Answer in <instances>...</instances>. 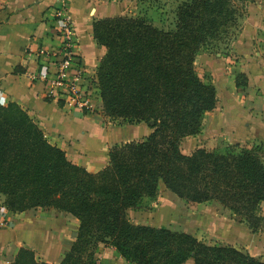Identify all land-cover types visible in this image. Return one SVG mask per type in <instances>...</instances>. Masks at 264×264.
<instances>
[{
	"label": "trees",
	"instance_id": "trees-1",
	"mask_svg": "<svg viewBox=\"0 0 264 264\" xmlns=\"http://www.w3.org/2000/svg\"><path fill=\"white\" fill-rule=\"evenodd\" d=\"M252 0H186L171 30L147 16L95 20L93 35L106 48L96 74L103 113L129 124L145 122L142 140L109 150L98 172L72 162L18 103L0 102V194L12 213L43 207L74 215L80 226L59 264H95L100 244L136 264H264L230 244H213L186 231L134 222L129 212L157 198L160 183L189 203L219 202L253 232L264 228V153L259 147L182 150L217 108L213 83L197 70L206 47L225 43ZM244 7V8H243ZM237 84L246 80L238 75ZM10 264H52L21 248Z\"/></svg>",
	"mask_w": 264,
	"mask_h": 264
},
{
	"label": "crops",
	"instance_id": "crops-1",
	"mask_svg": "<svg viewBox=\"0 0 264 264\" xmlns=\"http://www.w3.org/2000/svg\"><path fill=\"white\" fill-rule=\"evenodd\" d=\"M183 1L186 0H0L1 104L18 103L72 162L91 172L102 170L109 163L110 148L142 140L152 128L145 122L126 124L124 119L104 115L96 74L106 48L95 40L93 23L115 15H147L161 27L160 13L169 8L176 10ZM67 15L75 26V61L86 72L81 88L93 100V109L83 113L74 112L62 100L47 97V82L33 78L47 66L51 76L56 72L54 53L62 45V19ZM241 22L226 50L205 55L201 52L197 57L199 74L217 89L218 105L205 114L201 132L183 140L182 144H191L187 154L200 147L210 150L235 143L264 142V0H252ZM239 74L246 80L245 85L237 84ZM163 189L167 191L161 182L159 192L164 193ZM0 199L4 202L1 194ZM262 207L264 216V203ZM130 212L137 218L149 213ZM11 220V227L0 229V264L13 262L21 248L33 250L39 260L59 264L80 226L74 215L43 207L12 213ZM133 221L153 225L141 219ZM223 244L264 261V228L253 232L243 222L232 225L230 241ZM96 258L101 264H136L103 243ZM184 264H194V259Z\"/></svg>",
	"mask_w": 264,
	"mask_h": 264
},
{
	"label": "rangeland",
	"instance_id": "rangeland-1",
	"mask_svg": "<svg viewBox=\"0 0 264 264\" xmlns=\"http://www.w3.org/2000/svg\"><path fill=\"white\" fill-rule=\"evenodd\" d=\"M248 5L245 8V12H247ZM175 12L176 10L173 11V9L169 8L165 12L160 13V18H163L162 20L163 22L161 23V28H164L166 30H171L175 27V23H176V16H174ZM144 16L147 15H142L138 17H144ZM244 16L245 13L243 14V17ZM243 17L240 19L238 28H236V30L234 29V35L230 37L228 41H226L225 43H221L216 47L209 46L204 48L202 50L203 52L202 55H205L207 53H213L216 52L217 50L218 51L226 50L230 42L235 37V35L238 34ZM123 123L129 124L125 120L123 121ZM242 145L248 148L259 147L264 153V142L262 141H259L258 143L255 144H250V145L242 144ZM189 147H191L189 141L182 144V148L185 153L190 152ZM225 149L226 146L222 145V147H217L215 149H210V150L223 151ZM163 190L164 193L159 192L158 197L155 199L145 198L142 203V206L138 207V209L135 210V211H141V210L148 211L149 213L145 215V218H137V216H135L134 213L132 214V212H129L130 218L132 220L136 219V221L137 219L138 221H140L141 219L157 227H168L176 231H186L194 234L195 236H197L200 239H203L206 242L214 243V244H223L230 241L231 226L232 225L239 226L241 224V221L237 216H235L230 210L224 208L217 201H210L205 203H189L180 199L176 194H174L170 190L168 189L167 191L166 189Z\"/></svg>",
	"mask_w": 264,
	"mask_h": 264
},
{
	"label": "built area",
	"instance_id": "built-area-1",
	"mask_svg": "<svg viewBox=\"0 0 264 264\" xmlns=\"http://www.w3.org/2000/svg\"><path fill=\"white\" fill-rule=\"evenodd\" d=\"M62 45L54 53L56 72L51 76L49 66L33 74V78L47 82V97L62 100L74 112H85L93 109L92 98L83 92L81 81L86 72L75 61L74 46L76 32L73 18L69 15L62 19ZM12 212L0 200V229L12 225ZM96 264H101L98 260Z\"/></svg>",
	"mask_w": 264,
	"mask_h": 264
}]
</instances>
